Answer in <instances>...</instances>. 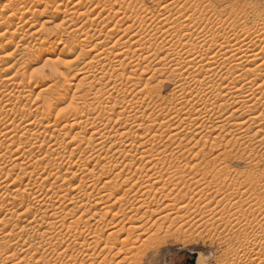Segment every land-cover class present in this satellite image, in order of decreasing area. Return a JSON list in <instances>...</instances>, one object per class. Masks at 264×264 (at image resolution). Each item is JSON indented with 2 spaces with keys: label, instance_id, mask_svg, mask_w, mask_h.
<instances>
[{
  "label": "rangeland",
  "instance_id": "obj_1",
  "mask_svg": "<svg viewBox=\"0 0 264 264\" xmlns=\"http://www.w3.org/2000/svg\"><path fill=\"white\" fill-rule=\"evenodd\" d=\"M166 1L0 0V120L7 126L0 125V144H4L0 145V264H192L187 252L196 254L195 264H264V105L260 106L258 100L264 94V70L258 68L264 63V57L256 64L249 60L253 59L257 48L264 51L261 42L264 41V0H169L164 12ZM111 9L126 12L122 17L128 18V25L120 22L122 17L108 16ZM136 12H142V21L132 23L134 28L130 32H123L129 22L134 21ZM164 14L170 15L172 22L162 27L159 20ZM86 16L90 22H85ZM113 28L116 32L110 37L111 41L107 39L110 42L106 50L111 51L107 53V60L95 62L90 58L94 52L89 50L105 49L106 33ZM152 29L168 32L163 38L175 33L176 36L190 35L191 38L183 39L182 43L186 49H191L193 44L194 51L191 50L202 60L194 59L193 63L187 58L191 64L184 67L183 60H178L176 55L183 53L180 45L174 42L170 43L171 47H163L161 38L154 41L152 34L146 36L145 32ZM74 32L79 37L74 36ZM211 34L219 37L217 41H212ZM135 37L142 42H153L154 48L149 52L138 50L132 44L137 41ZM245 37L250 41H244ZM227 39L232 41L227 42ZM199 41L204 43L203 49L194 44ZM246 42L251 43L252 48ZM49 44L58 47L54 54L48 50ZM240 45V51L247 53L235 54L234 49ZM124 46L129 52L122 57L118 50ZM158 46L161 55L154 52ZM212 46H223L219 49L227 50L218 52L219 49ZM83 52L88 55L83 56ZM139 55L147 62L134 61ZM231 55L236 59L241 56L236 61ZM210 56H214L213 59ZM241 57L252 64L245 59L243 63ZM51 58L53 65L57 58L64 65L56 62L59 66H52ZM229 59L234 61L233 66ZM45 61L50 63L51 70L45 66ZM11 64L15 65L12 69ZM240 70L246 75L253 70L255 74L250 72L246 76ZM105 73L111 77L98 79L103 74L106 76ZM11 75H17L13 77L16 80L13 85L6 82ZM21 83L27 86L22 95L18 94L20 89H16ZM236 89L245 93L237 96L240 91L237 93ZM18 95L21 98H17ZM205 100L211 101L204 103ZM43 105L50 107L45 114ZM202 107L222 119L200 118ZM243 110L256 112L258 119L246 122L248 119L240 116L246 117ZM191 111L193 114H189ZM186 118L188 120H184ZM50 126L57 127L53 132H44V128ZM202 126L206 128L203 130ZM7 131H12L11 135L19 133V140L13 145L9 136L4 137ZM15 163L23 165L28 172H22L20 165L16 168ZM33 169L38 172L35 177L38 182H32V186L27 177ZM151 183L154 184L152 192L145 189ZM61 185L70 191H60ZM36 195L53 197L54 207L46 210L44 206H40L41 209L34 205L32 200ZM135 197L141 200L135 201ZM140 205L143 207L137 211ZM105 212L108 215H104ZM112 214L117 217L113 219ZM129 218L138 220L130 222ZM74 220L79 222L73 224ZM138 226L141 229L135 230L139 232L132 231L129 237L130 227ZM111 232L117 235L108 238ZM98 233L102 240L96 247L91 239ZM138 235H142L141 239L150 237L147 242L150 245L147 244L136 261L134 250L127 252L139 245ZM113 237L118 238L117 243ZM105 243L113 249L105 250L108 246ZM121 248L123 251L118 253ZM103 249L105 252L101 251Z\"/></svg>",
  "mask_w": 264,
  "mask_h": 264
},
{
  "label": "bare ground",
  "instance_id": "obj_2",
  "mask_svg": "<svg viewBox=\"0 0 264 264\" xmlns=\"http://www.w3.org/2000/svg\"><path fill=\"white\" fill-rule=\"evenodd\" d=\"M165 1H166V0H165ZM169 2H170L169 0H167L166 2H164V3H165L164 7H165V6L168 7L167 4L169 5V4H170ZM166 7H165L164 12L167 11V9H168V8H166ZM171 7H172V6H171ZM81 9H82V8H81ZM119 9H120V8H119ZM121 10H122V9H121ZM121 10H113V9H111L112 12H111L110 10H108V11L110 12V13H108V16H109V15H112L113 17L115 16V18H120V17H122V13H123V12L121 13ZM131 10H133V9H131ZM135 10H136V9H135ZM139 10H140V9H139ZM137 11H138V10H137ZM140 11H141V10H140ZM85 12H88V11H85ZM74 13H75V12H74ZM124 13H126V12H124ZM124 13H123V14H124ZM132 13H133V15H134V11H133ZM143 13H144V11H143ZM85 14H86V13H85ZM103 14H104V13H103ZM146 14H147V13H146ZM146 14H144V15H146ZM148 14H149V13H148ZM148 14H147V15H148ZM99 15H101V13H99ZM141 15H142V12H141V14L138 13V12H136V13H135V17H134V18H135L134 21H133V22H129L130 25H129V26H126L125 29H123L122 31L124 32V31L126 30V32H127V30H128V32H130L129 30H131L132 28H134V27L132 26V23H134V22H141V21H142L141 19L143 18V16H141ZM161 15H162V14H159V16H161ZM168 15H169V14H168ZM82 16H83V15H82ZM106 16H107V15H106ZM152 16H153V15H152ZM165 16H166V15L164 14L163 18H162L161 20H159V23H160L161 25H163L162 27H165L166 25H170V21L172 22V20H171V16H170V15H169L170 17H169V16H168V17H167V16L165 17ZM173 16H174V15H173ZM68 17H69V16H68ZM144 17L146 18V16H144ZM154 17H155V16H154ZM156 17H157V16H156ZM156 17H155V18H156ZM71 18H72V17H71ZM96 18H97V17H96ZM131 18H132V17H131ZM149 18H151V17L149 16ZM69 19H70V17H69ZM69 19H67V20H69ZM102 19H103V18H102ZM105 19H107V18H105ZM108 19H109V18H108ZM108 19H107V20H108ZM146 20H147V19H146ZM151 20H154L153 17L151 18ZM155 20H156V19H155ZM86 21H89V22H90V20H89V16H86V20H85V22H86ZM91 21H92V20H91ZM105 21H106V20H105ZM147 21H148V20H147ZM183 21H184V20H183ZM89 22H88V23H89ZM94 22H95V20H94ZM120 22H124V23L126 22V23H127V22H128V18H126L125 15H124V17L121 18V21H120ZM184 22H185V21H184ZM184 22H183V23H184ZM118 23H119V22H118ZM82 24H83V23H82ZM143 24H144V23H143ZM13 25H14V24H13ZM86 25H87V24H86ZM86 25L83 24V26H86ZM92 25H93V24H92ZM105 25H106V24H105ZM124 25H125V24H124ZM127 25H128V23H127ZM180 25L182 26V24H180ZM180 25H179V26H180ZM14 26H15V25H14ZM93 26H94V25H93ZM122 26H123V24H122ZM181 26H180V27H181ZM185 26H186V25H185ZM188 26H189V25H188ZM123 27H124V26H123ZM168 27H169V26H168ZM176 27H177V26H176ZM182 27H184V25H183ZM78 28H81V27H78ZM120 28H121V27H120ZM160 28H161V27H160ZM169 28H170V27H169ZM185 28H186V27H185ZM79 30H80V29H79ZM91 30H92V29H91ZM118 30H120V29H118ZM160 30H161V29H160ZM177 30H178V28H177ZM180 30H181V28H180ZM187 30H188V29H187ZM122 31H120V33H121ZM163 31H164V30H163ZM35 32H36V31H35ZM35 32H33V33H35ZM76 32H77V31H76ZM76 32L73 33L74 36L79 37V36L77 35L78 32H77V33H76ZM114 32H116V28H113L112 30L109 29V31H107L106 36H105V37H106V38H105L106 40H105V39H103V40H105V41L102 40L105 49L101 50L102 47H97V48H100L98 51H90V50H89V52H91V53L94 52L93 55H92V57H90V58L93 59L95 62L97 61L98 63H101V62H104V61L107 60V57H108V56H107V53H108L109 50L107 51V50H106V47L108 46L107 43L111 41L110 37L113 35ZM118 32H119V31H118ZM132 32H133V31H132ZM171 32H172V31H171ZM171 32H170V33H171ZM136 33H137V32H136ZM167 33H168V32L162 33V32H160L158 29H156V30H155V29H152L151 31L149 30V31H146V32H145L146 36H148V34H152V35L155 37V38H154V37L151 36L152 38H154V41H155V40H158L159 38H161V39H162V45H163V47H166V48H167L168 45L170 46V43H174V42H175V43H178V44L180 45L181 50H182L183 53H181V54H180V53H177V54L175 53V54L178 55V57H179L178 60H183L182 65H183L184 67L186 66V64L188 65V63H190V62H189L190 60H192L193 63H195V62H194V59H197V60L200 59V60H202V58L199 57V55L196 56V51L193 52V51H194L193 44L191 45V46H192L191 49L193 50V51H192L191 49H186L185 45H183V43H182V42H183V41H182L183 39H185V38L188 39L189 37L191 38L190 35H189V36H176V35H178V34L175 33V35H173V36H170V35H169V36H165V37L163 38V36H164V35H167ZM178 33H179V32H178ZM37 34H38V33H37ZM86 34H90V33H86ZM124 34H125V33H123V35H124ZM145 34H143V35H145ZM31 35H32V34H31ZM31 35H29V36H31ZM92 35H94V33H93ZM114 35H115V34H114ZM126 35H127V34H126ZM133 35H134V34H133ZM138 35H139V33H138ZM140 35H141V33H140ZM140 35H139V36H140ZM143 35H142V36H143ZM184 35H185V34H184ZM34 36H35V34L33 35V37H34ZM131 36H132V35H131ZM134 36H136V35H134ZM134 36H132V37H134ZM142 36H141V38H142ZM146 36H145V37H146ZM202 36H203V35H202ZM3 37H4V36H3ZM37 37H38V36H37ZM124 37H125V36H124ZM132 37H131V38H132ZM145 37L143 36V38H145ZM197 37H198V36H197ZM199 37H200V36H199ZM199 37H198V38H199ZM204 37H205V36H204ZM256 37H257V36H256ZM31 38H32V37H31ZM86 38H87V37H86ZM119 38H123V37H119ZM148 38H150V37H148ZM190 38H189V39H190ZM198 38H197V39H198ZM211 38H212V41H215V40H216L217 38H219V37H218L217 35H215V34H211ZM254 38H255V37H254ZM257 38H261V37H257ZM35 39L37 40V38H33V40H35ZM48 39H49V38H48ZM74 39H77V38H74ZM95 39H96V38H95ZM107 39H110V41L107 42ZM113 39H114V38H113ZM135 39H136L137 41H135L134 43H132V42H131V43H132L133 45H135L136 48H137L138 50L141 49V50H143V52H145V51L149 52L152 48H154V44H153V42H152V43H151V42H148V40L146 41L145 39H144V40H145L146 42H145V41L142 42L141 39L138 40L136 37H135ZM146 39H147V38H146ZM202 39H203V38H202ZM255 39H256V38H255ZM263 39H264V38L262 37V40H263ZM36 40H35V41H36ZM77 40H78V39H77ZM99 40H100V39H99ZM118 40H119V39H118ZM185 40H186V39H185ZM194 40H196V39H194ZM205 40H206V39H205ZM240 40H241V39H240ZM243 40H244V41H248V40L250 41V38H249V37H245ZM256 40H258V39H256ZM75 41H76V40H75ZM78 41H79V40H78ZM83 41H84V43H87V42H85L86 40H83ZM102 41H101V42H102ZM150 41H152V40H150ZM191 41H193V40H191ZM206 41H207V40H206ZM216 41H217V40H216ZM224 41H225V40H224ZM226 41L228 42L229 39H227ZM226 41H225V42H226ZM230 41H232V40H230ZM230 41H229V42H230ZM244 41H243V42H244ZM258 41H261V40L259 39ZM52 42H53V41H52ZM71 42L73 43V40H72ZM97 42H98V41H97ZM116 42H117V41H116ZM129 42H130V41H129ZM144 42H145V43H144ZM188 42H189V41H188ZM193 42H194V41H193ZM208 42H209V41H208ZM208 42H207V43H208ZM210 42H211V41H210ZM220 42H221V41H220ZM227 42H226V43H227ZM253 42H254V41H253ZM261 42H263V44H264V41H261ZM29 43H30V42H29ZM38 43H39V42H38ZM50 43H51V42H50ZM54 43H55V42H54ZM72 43H70V44H72ZM76 43H77V42H76ZM117 43H118V42H117ZM119 43H120V42H119ZM150 43H151V44H150ZM184 43H185V42H184ZM191 43H192V42H191ZM191 43H190V44H191ZM200 43H201V41H199V43L197 42V43H194V44H199L200 47H201V46H204V43H203V42H202L203 45L200 44ZM226 43H225V44H226ZM236 43H237V42H236ZM39 44H40V43H39ZM39 44H37V45H39ZM56 44H57V43H56ZM81 44H82V43H81ZM95 44H96V43H95ZM132 44H131V45H132ZM210 44H211V43H210ZM212 44H213V43H212ZM212 44H211V45H212ZM214 44H215V43H214ZM218 44H219V43H218ZM220 44H221V43H220ZM239 44H240V43H239ZM246 44H247V42H246ZM249 44H251V43H249ZM249 44H247V45L249 46ZM29 45H31V44H29ZM76 45H77V44H76ZM82 45H83V44H82ZM84 45H85V44H84ZM112 45H113V43L111 44V47H112ZM115 45H117V44H115ZM115 45H114V46H115ZM162 45H161V46H162ZM222 45H223V44H222ZM241 45H242V42H241ZM241 45H240V48H237V47H236L237 49H234V48H233L235 51L237 50L235 54H238V52H243V53H244L245 50L242 49V51H240V50H241ZM247 45H246V46H247ZM256 45H257V44H256ZM33 46H34V45H33ZM77 46H78V45H77ZM101 46H103V45L101 44ZM118 46H119V45H118ZM174 46H175V45H174ZM209 46H210V45H209ZM209 46H208V47H209ZM244 46H245V45H244ZM248 46H247V47H248ZM252 46H253V44H252ZM26 47H27V46H26ZM70 47H71V46H70ZM111 47L109 46V48H111ZM170 47H171V46H170ZM170 47H169V48H170ZM187 47H188V45H187ZM189 47H190V46H189ZM189 47H188V48H189ZM204 47H205V46H204ZM212 47H213V46H212ZM212 47H211V48H212ZM219 47H223V46H217V47H213V48H215V49H219ZM227 47H228V46H227ZM227 47H226V48H227ZM231 47H232V46H231ZM242 47H243V46H242ZM249 47H251V45H250ZM258 47H259V48L261 47L260 44H259ZM30 48H31V47H30ZM56 48L58 49V47H56ZM56 48L52 47V45L49 44L48 50L51 51V52H53L52 54H54ZM71 48H73V47H71ZM77 48H78V47H77ZM94 48H95L94 50H97L96 47H94ZM114 48L117 49V46L114 47ZM118 48H119V47H118ZM173 48H174V47H173ZM201 48H202V47H201ZM201 48H200V49H201ZM209 48H210V47H209ZM209 48H208V49H209ZM224 48H225V47H224ZM224 48H223V49H224ZM251 48H252V47H251ZM253 48H254V47H253ZM255 48H257V47H255ZM26 49H29V47H27ZM107 49H108V48H107ZM120 49H121V47H120ZM202 49H203V48H202ZM220 49H221V48H220ZM220 49H219L218 52H220ZM223 49H221V50H223ZM233 49H232V50H233ZM246 49H248V48H246ZM23 50H24V49H23ZM30 50H31V49H30ZM61 50H62V49H61ZM91 50H93V49H91ZM111 50H112V49H111ZM128 50H129V49H128V48L126 49V47L124 46L122 50H118V51H121V52H118V53H119L120 56L123 57V55L127 54V51H128ZM131 50H132V49H131ZM211 50H212V49H211ZM224 50H227V49H224ZM230 50H231V49H230ZM250 50H251V49L249 48L248 51H250ZM252 50H256V49H252ZM262 50H263V47H262ZM162 51H165V50L163 49ZM204 51H205V52H206V51L208 52L209 50H204ZM204 51H202V52L204 53ZM228 51H229V50H228ZM57 52H58V51H57ZM109 52H111V51H109ZM128 52H129V51H128ZM143 52H142V53H143ZM154 52H155V54H156V53H159V54H160V53H161V47L158 46L157 48H155V49H154ZM177 52H178V51H177ZM179 52H180V51H179ZM197 52H198V50H197ZM210 52H211V51H210ZM221 52H222V51H221ZM253 52H254V51H253ZM253 52H252V54H253ZM30 53H31V52H30ZM80 53H81V52H80ZM80 53H79V54H80ZM85 53H86V52H85ZM227 53H228V52H227ZM231 53H232V52H231ZM245 53H247V52H245ZM245 53H244V54H245ZM249 53H250V52H249ZM254 53H255V52H254ZM28 54H29V51H28ZM83 54H84V52H83ZM83 54H82V55H83ZM109 54H110V53H109ZM162 54H164V53H162ZM170 54H171V53H170ZM199 54H200V52H199ZM201 54H202V53H201ZM216 54H217V52H216ZM216 54H214V55H216ZM239 54H240V53H239ZM252 54H250V55H252ZM86 55H88V54H84L83 56H86ZM110 55H111V54H110ZM110 55H109V56H110ZM119 55H118V58L120 57ZM147 55H149V54H147ZM160 55H161V54H160ZM233 55H234V51H233ZM233 55H231V56H232L233 58H235ZM90 56H91V55H90ZM139 56H140V55H139ZM194 56H196V57H194ZM200 56H203V55H200ZM207 56H208V55H206V57H207ZM231 56H230V57H231ZM239 56H241V55H239ZM239 56H238V57H239ZM246 56H247V59H248L249 56H248V55H246ZM80 57H81V56H80ZM144 57H145V56H144ZM167 57H168V56H167ZM203 57H204V56H203ZM208 57H209V56H208ZM210 57H211V56H210ZM213 57H214V56H213ZM213 57H211V58L213 59ZM215 57H216V56H215ZM232 57H231V58H232ZM238 57H237V59H238ZM242 57H244V56H242ZM242 57H241V58H242ZM263 57H264V51H261V50L258 51V48H257V52L254 54L253 59L251 58V59H249V60H251L252 63H255V62L257 63V61L261 60ZM83 58H84V57H83ZM88 58H89V57H88ZM147 58H148V57H147ZM187 58H188V59L191 58V59H190L189 61H186ZM211 58H210V59H211ZM216 58H218V57H216ZM228 58H229V57H228ZM47 59H48V58H47ZM47 59H46V60H47ZM57 59H58V58H57ZM57 59H56V61L54 62V63H55L54 65H56V66L53 65V62L51 61L52 58L50 59V62L52 63L51 65L54 66V67H56V68H57V66L62 65V64L59 63V61H57ZM91 59H90V60H91ZM145 59H146V58H141V56H140V57H137V59H135L134 61H138V62H139V61H142V63H143V61H146ZM204 59H205V58H204ZM210 59H209V60H210ZM220 59H221V58H220ZM220 59H216V60H220ZM237 59L235 58L236 61H237ZM243 59H245V58H242V62L244 63ZM247 59H245V60H246L247 62H249ZM48 60H49V59H48ZM114 60H115V59H114ZM200 60H199V62H200ZM226 60H228V59H226ZM229 60H230L231 62H233V64H232V66H233V65L235 64L234 61H232L231 59H229ZM238 60H239V59H238ZM60 61H61V59H60ZM115 61H117V59H116ZM122 61H123V60H122ZM134 61H133V62H134ZM152 61H153V60H152ZM195 61H196V60H195ZM210 61H211V60H210ZM213 61H215V60H213ZM222 61H223V60H222ZM224 61H225V60H224ZM246 61H245V62H246ZM56 62H57L59 65H57ZM62 62L67 64V62H65V61H62ZM110 62H111V61H110ZM110 62H109V63H110ZM146 62H147V61H146ZM159 62H160V61H159ZM216 62H217V61H216ZM220 62H221V61H220ZM231 62H230V63H231ZM242 62H241V64H242ZM251 62H249V63H251ZM115 63H116V62H115ZM119 63H120V62H119ZM196 63H197V62H196ZM212 63H213V62H212ZM212 63H211L210 65H212ZM226 63L228 64L229 62L227 61ZM239 63H240V62H239ZM239 63H238V64H239ZM252 63H251V64H252ZM256 63H255V64H256ZM48 64H50V63H49V62L47 63V61H45V66L47 65L48 69L51 70V65H50V68H49V65H48ZM85 64H86V63H85ZM85 64H84V65H85ZM110 64H112V63H110ZM178 64L180 65V62H179ZM190 64H191V63H190ZM213 64H216V63H213ZM221 64H222V63H221ZM224 64H225V63H224ZM238 64H236V66H237ZM255 64H254V65H255ZM63 65H64V64H63ZM63 65H62V66H63ZM182 65H181V66H182ZM210 65H209V66H210ZM217 65H218V64H217ZM239 65H240V64H239ZM239 65H238V66H239ZM14 66H15L14 64H11V65H10V68L12 69V68H14ZM65 66H66V65H65ZM86 66H87V65H86ZM110 66H111V65H110ZM112 66H113V64H112ZM112 66H111V68H112ZM131 66H132V65H131ZM193 66H194V65H193ZM197 66H198V65H197ZM201 66H202V65H200V67H201ZM209 66H208V67H209ZM218 66H220V65H218ZM240 66H241V65H240ZM47 67H46V68H47ZM81 67H82V66H81ZM84 67H85V66H84ZM90 67H92V66H90ZM148 67H149V66H148ZM204 67H205V66H204ZM206 67H207V66H206ZM214 67H216V66L214 65ZM220 67H221V66H220ZM229 67H230V66H229ZM229 67H228V68H229ZM92 68H93V67H92ZM92 68H91V69H92ZM176 68H177V67H176ZM192 68H193V67H192ZM197 68H198V67H197ZM222 68H223V67H221L220 69L222 70ZM228 68H227V69H228ZM235 68H236V67H235ZM255 68H256V67H255ZM258 68H261V70H264V63L262 62L261 64H259V67H258ZM258 68H257V69H258ZM54 69H55V68H54ZM54 69H53V71H55ZM84 69H85V68H84ZM94 69H95V68H94ZM109 69H110V68H109ZM147 69H148V68H147ZM213 69H214V68H213ZM215 69H217V68H215ZM227 69H226V71H227ZM248 69H249V68H248ZM257 69H255V70H257ZM57 70H58V69H56V71H57ZM87 70H88V69H87ZM121 70H122V69H121ZM187 70H189V69H187ZM195 70H197V69H195ZM201 70H202V69H201ZM201 70H200V71H201ZM203 70H204V69H203ZM259 70H260V69H259ZM53 71H52V72H53ZM80 71H81V70H80ZM118 71H119V70H118ZM205 71H206V69H205ZM207 71H208V70H207ZM209 71H210V70H209ZM240 71H241V70H240ZM252 71H253V70H252ZM252 71H250V72H252ZM11 72H12V71H11ZM92 72H94V71H92ZM104 72H105V71H104ZM174 72H175V71H174ZM197 72H198V71H197ZM201 72H202V71H201ZM201 72H199V73H201ZM203 72H204V71H203ZM203 72H202V73H203ZM211 72H212V71H211ZM241 72H242V71H241ZM244 72H245V69H244ZM244 72H242V73H243L244 75H246V73H244ZM250 72H249V73H250ZM262 72H263V71H262ZM16 73H17V72H16ZM16 73H13V74H16ZM50 73H51V72H50ZM89 73H90V72H89ZM102 73H103V72H102ZM199 73H198V74H199ZM206 73H207V72H206ZM206 73H204V74H206ZM226 73H228V72H226ZM226 73H225V74H226ZM237 73H238V72H237ZM247 73H248V72H247ZM249 73H248V75H246V76H249ZM252 73H253V72H252ZM252 73H251V75L253 76V74H255V73H253V74H252ZM60 74H62V73H60ZM171 74H172V73H171ZM240 74H241V73H240ZM21 75H22V74H21ZM64 75H65V74H64ZM92 75H93V74H92ZM96 75H97V74H96ZM100 75H101V74H100ZM103 75H104V74H103ZM103 75H101V77L98 78V79H105V78H107V77H111V76H108V73H105L106 76H103ZM110 75H111V74H110ZM112 75H113V74H112ZM200 75H203V74H200ZM206 75H207V74H206ZM251 75H250V76H251ZM16 76H17V75H13V76L11 75L10 77H8V78L6 79V82H7L8 84L11 83L12 85L15 84V83H13V81H14V82L16 81V80L14 79ZM53 76H54V75H53ZM87 76H88V75H87ZM187 76H188V75H187ZM192 76H193V75H192ZM209 76H210V74H209ZM209 76H208V77H209ZM246 76H244V77H246ZM252 76H251V77H252ZM254 76H258V75H254ZM13 77H14V78H13ZM95 77H96V76H95ZM193 77H195V75H194ZM240 77H241V76H240ZM12 78H13V79H12ZM17 78H19V77H17ZM20 78L23 79L24 77L22 76V77H20ZM45 78H46V77H45ZM86 78H87V77H86ZM241 78H243V77H241ZM22 79H21V80H22ZM93 79H94V78H93ZM109 79H111V78H109ZM133 79H134V78H133ZM133 79H132V80H133ZM248 79H250V78H248ZM17 80H18V79H17ZM87 80H88V79H87ZM94 80H95V79H94ZM121 80H122V79H121ZM138 80H139V79H138ZM184 80H185V79H184ZM191 80H193V79H191ZM195 80H196V79H195ZM245 80H246V79H245ZM245 80H244V81H245ZM85 81H86V79H85ZM97 81H98V80H97ZM107 81H108V80H107ZM113 81H114V80H113ZM224 81H225V80H224ZM224 81H223V82H224ZM235 81H236V80H235ZM239 81H240V80H239ZM92 82H93V81H92ZM183 82H184V81H183ZM195 82H196V81H195ZM210 82L213 83L212 81H210ZM3 83H4V82H3ZM55 83L57 84L58 82H55ZM159 83H160V82H159ZM203 83H204V82H203ZM211 83H210V84H211ZM220 83H221V82H220ZM239 83H240V82H239ZM244 83H245V82H244ZM261 83H262V81H261ZM18 84H20V83H18ZM18 84H17V86H16V89H17V90L20 89V90L18 91V94L20 93V95H22L21 92H24V90L27 88V86H26V85H25L26 87L22 86L23 83H21V86H19ZM24 84H25V83H24ZM24 84H23V85H24ZM98 84H99V83H98ZM126 84H127V83H126ZM185 84H186V83H185ZM188 84H189V83H188ZM208 84H209V83H208ZM210 84H209V85H210ZM247 84H248V82H247ZM57 85H58V84H57ZM84 85H85V84H84ZM211 85H212V84H211ZM219 85H222V84H219ZM243 85H244V84H243ZM18 86H19V87H18ZM215 86H216V85H215ZM245 86H246V85H245ZM245 86H243V87H245ZM249 86H250V85H249ZM251 86H252V85H251ZM116 87H117V85H116ZM201 87H202V86H201ZM252 87H253V86H252ZM252 87H251V88H252ZM217 88H218V87H217ZM222 88H223V87H221V89H222ZM227 88H228V87H227ZM240 88H241V87H240ZM247 88H248V87H247ZM255 88H256V87H255ZM255 88H254V89H255ZM181 89H182V88H181ZM186 89H187V88H186ZM252 89H253V88H252ZM215 90H216V89H215ZM228 90H230V89H227V91H228ZM232 90H233V89H232ZM232 90H231V91H232ZM241 90H243V88H242ZM245 90H246V89H245ZM248 90H249V89H248ZM100 91H101V90H100ZM140 91H141V90H140ZM221 91H222V90H221ZM231 91H230V92H231ZM235 91H237V89H236ZM239 91H240V90H238L237 93H238ZM196 92H197V91H196ZM206 92H207V91H206ZM211 92H212V91H211ZM222 92H223V91H222ZM241 92H242V93H241ZM246 92H247V91H246ZM248 92H249V91H248ZM99 93H101V92H99ZM224 93H225V92H224ZM231 93H232V92H231ZM233 93H234V92H233ZM244 93H245V92L240 91V92L237 94V96H238L239 94L242 95V94H244ZM8 94H9V93H8ZM23 94H24V93H23ZM102 94H104V93H102ZM206 94H207V93H206ZM225 94L227 95V93H225ZM225 94H222L223 97L226 96ZM228 94H229V92H228ZM234 94H235V93H234ZM234 94H233V96H234ZM20 95H18L17 98H19ZM211 95H212V94H210V97H211ZM215 95L217 96V95H219V94L217 93V94H215ZM241 95H240V96H241ZM246 95H247V94H246ZM246 95H245V96H246ZM253 95H254V94H253ZM230 96H231V94H230ZM243 96H244V95H243ZM247 96H250V95H247ZM263 96H264V94H263ZM263 96H262L261 98H259V99L257 98L258 100H260V104H261L260 106H263V105H264V97H263ZM221 97H222V96H221ZM231 97H232V96H231ZM15 98H16V97H15ZM15 98H14V99H15ZM17 98H16V99H17ZM20 98H21V96H20ZM22 98H23V96H22ZM215 98H217V97H215ZM215 98H214V99H215ZM224 98H225V97H224ZM228 98H230V97H228ZM233 98H234V97H232V100H233ZM220 99H221V101H222V98H220ZM220 99H219V100H220ZM225 99H226V98H225ZM237 99H240V98H237ZM20 100H21V99H20ZM20 100H19V101H20ZM219 100H218V103L220 102ZM232 100H231V99H230V100L228 99V102H229V101L232 102ZM234 100H235V99H234ZM241 100H243V99H241ZM210 101H211V100H209V102H210ZM213 101H214V100H213ZM223 101H224V100H223ZM206 102H208V100H205V101H204V103H206ZM209 102H208V103H209ZM231 102H230V105H229V106H232V105H231ZM236 102H237V100H236ZM255 102H256V101H255ZM257 102H258V101H257ZM224 103H225L226 105H228L226 102H224ZM119 104H120V103H119ZM210 104H211V103H210ZM212 104H215V103L212 102ZM212 104H211V105H212ZM216 104H217V101H216ZM225 104H223L224 107H226ZM238 104H240V103H238ZM201 105H202V104H201ZM205 105H207V104H205ZM211 105H210V107H211ZM219 105H220V104H219ZM235 105H236V103H235L233 106H235ZM196 106H197V105H196ZM207 106H208V105H207ZM215 106H216V105H215ZM217 106H218V105H217ZM220 106H221V105H220ZM220 106H219V107H220ZM237 106H238V105H237ZM43 107H44V105H43ZM219 107H218V108H219ZM221 107H222V106H221ZM227 107H228V106H227ZM227 107H226V108H227ZM199 108H200V107H199ZM215 108H216V107H215ZM226 108H225V109H226ZM239 108L241 109V107H239ZM257 108H258V106H257ZM36 109H37V108H36ZM44 109H45V111L43 112V114H45V112L48 111V109H50V107H46V108L44 107ZM77 109H78V108H77ZM178 109L181 110L180 108H178ZM178 109H177V110H178ZM194 109H195V107H194ZM237 109H238V108H237ZM243 109H244V108H243ZM254 109H255V108H254ZM42 110H43V109H42ZM75 110H76V109H75ZM191 110L193 111V108H192ZM198 110H199V109H198ZM200 110H203V111L200 112V113H201L200 118L203 116V118H204V117H209L208 120H211V119H213V118H215V119H222L221 117H220V118H218V116L216 117L214 114H210V111H208V109H207L206 107H205V108L202 107V109H200ZM209 110H211V109H209ZM217 110H218V109H217ZM245 110H247V109H245ZM245 110H243L244 113H245V112L247 113V111H245ZM260 110H262V109H260ZM188 111H189V110H188ZM188 111H185V112H188ZM192 111H191V113H189V114H193ZM196 111H197V110H196ZM212 111H213V109H212ZM218 111H219V110H218ZM218 111H217V112H218ZM222 111H223V110H222ZM248 111H249V110H248ZM250 111H251V110H250ZM254 111H255V110H254ZM177 112H178V111H177ZM179 112H180V111H179ZM181 112H182V111H181ZM193 112H194V111H193ZM197 112H198V111H197ZM197 112H196V113L194 112V113L197 114ZM200 113H199V114H200ZM212 113H213V112H212ZM214 113H215V112H214ZM255 113H256V112H255ZM255 113H254V112H248L247 115L245 114L246 117H244L243 114L240 115V116H242L243 118H247L248 120H245V121L248 122L249 120H257V119H258L259 115L257 116ZM182 114H185V113H182ZM189 114H187V116H189ZM222 114H223V113H222ZM222 114H219V116L222 115ZM236 114H237V113H236ZM257 114H259V113H257ZM260 114H261V113H260ZM176 115H177V113H176L175 115H173V116H176ZM230 115H231V114H230ZM190 116H191V115H190ZM226 116H227V115H226ZM226 116H225V114H224V117H226ZM238 116H239V115H238ZM240 116H239V117H240ZM263 116H264V115H263ZM43 117H44V116H42V118H43ZM194 117H195V116H194ZM197 117H198V116H197ZM232 117H233V116H232ZM261 117H262V116H261ZM1 118H2V117H1ZM47 118H49V117H46V119H47ZM76 118H77V117H76ZM129 118H131V117L129 116ZM132 118H133V117H132ZM173 118H174V117H173ZM192 118H193V117H192ZM237 118H238V117H237ZM243 118H242V119H243ZM44 119H45V117H44ZM74 119H75V118H74ZM171 119H172V117H171ZM189 119H191V117H190ZM196 119H197V118H196ZM215 119H213V120H215ZM234 119H235V117H234ZM239 119H240V118H239ZM261 119H262V118H261ZM261 119H260V120H261ZM33 120H34V119H33ZM128 120H129V119H128ZM178 120H179V118H178ZM184 120H188V119L186 118V119H184ZM184 120H182V121H184ZM198 120H199V119H198ZM230 120H231V119H230ZM263 120H264V117H263ZM43 121H44V120H43ZM85 121H86V120H85ZM200 121H201V120H200ZM200 121H199V122H200ZM203 121H204V120H202L201 123H203ZM31 122H32V121H31ZM57 122L59 123L60 120H58ZM80 122H81V121H80ZM169 122H170V121H169ZM176 122H178V121H176ZM204 122H206V121H204ZM246 122H243L242 124H244V123H246ZM257 122H258V121H257ZM257 122H256V123H257ZM23 123H24V122H23ZM54 123H56V122H54ZM82 123L84 124V122H82ZM91 123H92V122H91ZM29 124H30V123H29ZM33 124H34V123H33ZM74 124H75V123H74ZM85 124H88V123H85ZM89 124H90V123H89ZM160 124H161V123H160ZM213 124H214V123H213ZM216 124H217V123H216ZM0 125H1V126H2V125H3V126H4V125L6 126V124L2 123L1 120H0ZM55 125H57V124H55ZM72 125H73V123H72ZM201 125H202V124H201ZM244 125H245V124H244ZM244 125H242V126H244ZM257 125H258V124H257ZM5 126H4V128H5ZM57 126H58V125H57ZM57 126H54V128L50 126L49 129H48V128H47L48 125H47V127L44 128V132H47V133L50 132V131L53 132V131H55V129H56L55 127H57ZM81 126H83V125L81 124ZM81 126H79V128H80ZM93 126H94V125H93ZM138 126H139V125H138ZM142 126H143V125H142ZM170 126H171V125H170ZM204 126H205V125H204ZM14 127H15V126H14ZM73 127H75V125H74ZM73 127H72L71 129H73ZM83 127H85V126H83ZM160 127H161V126H160ZM163 127H164V126H163ZM202 127H203V126H202ZM219 127H221V126H219ZM223 127H224V126H223ZM223 127H222V128H223ZM6 128H7V126H6ZM12 128H13V126H12ZM12 128H11V129H12ZM132 128H133V127H132ZM137 128H138V127H136L135 129L137 130ZM200 128H201V127H200ZM205 128H206V127H205ZM205 128L203 127V130H204ZM241 128H242V127H241ZM263 128H264V127H263ZM77 129H78V128H77ZM80 129H82V128H80ZM142 129H144V128H142ZM146 129H147V127H146ZM146 129H145V131H146ZM207 129H208V128H207ZM16 130H18V129H16ZM83 130H84V128H83ZM86 130H87V129H86ZM118 130H119V129H118ZM173 130H175V128H174ZM208 130H209V129H208ZM212 130H214V129H212ZM218 130H219V129H218ZM225 130H226V129H225ZM235 130H236V129H235ZM12 131H13V130H12ZM12 131H7V132H6V136H4V137L9 136V138H10V143L13 145V144L16 142V140L18 139V134H19V133H18V132H17V133L15 132L16 134L13 133V135H11V132H12ZM131 131H132V130H131ZM148 131H150V130H148ZM214 131H215V130H214ZM13 132H14V131H13ZM20 132H21V131H20ZM199 132L201 133L202 131H199ZM241 132H242V131H241ZM259 132L261 133V131H259ZM22 133H23V132H22ZM41 133H42V132H41ZM41 133H40V134H41ZM262 133H263V132H262ZM98 134H99V133H98ZM263 134H264V133H263ZM23 135H24V134H23ZM25 135H26V134H25ZM75 135H76V134H75ZM96 135H97V134H96ZM217 135H219V133H218ZM1 136H2V135H1ZM31 136H32V135H31ZM40 136H41V135H40ZM173 136H174V135H173ZM215 136H216V135H215ZM24 137H25V136H24ZM32 137H33V136H32ZM99 137H100V135H99ZM171 137H172V136H171ZM176 137H177V136H176ZM217 137H218V136H217ZM232 137H233V135H232ZM238 137H239V136H238ZM251 137H252V136H251ZM38 138H39V137H38ZM215 138H216V137H215ZM28 139H29V138H28ZM35 139H36V138H35ZM249 139H250V138H249ZM3 140H4V139H3ZM3 140H2V141H3ZM6 140H7V139H6ZM18 140H19V139H18ZM237 140H238V139H237ZM239 140H240V139H239ZM252 141H253V140H252ZM6 142H7V141H6ZM6 142H3V143H6ZM8 142H9V141H8ZM27 142H28V141H27ZM234 142H235V141H234ZM236 142H237V141H236ZM38 143H39V142H38ZM260 143H261V142H260ZM1 144H2V142H1ZM1 144H0V145H1ZM11 144H10V145H11ZM16 144H17V143H16ZM22 144H23V143H22ZM27 144H29V143H27ZM27 144H26V145H27ZM2 145H4V144H2ZM23 145H25V144H23ZM26 145H25V146H26ZM80 146H81V145H80ZM1 147H2V146H1ZM10 147H11V146H10ZM30 147H31V146H30ZM115 147H116V146H115ZM5 148H6V147H5ZM17 148H18V147H17ZM19 148H20V146H19ZM22 148H24V147H22ZM78 148H79V147H78ZM78 148H77V149H78ZM0 149H1V148H0ZM10 149H12V148H10ZM20 149H21V148H20ZM178 149H179V148H178ZM3 150H4V149H3ZM180 150H181V149H180ZM245 150H246V149H245ZM1 151H2V150H1ZM4 151H5V150H4ZM7 151H8V150H7ZM116 151H117V150H116ZM250 152H251V151H250ZM0 153H1V152H0ZM5 153H6V151H5ZM2 154H3V153H2ZM7 154H8V153H7ZM174 155H175V154H174ZM4 157H5V156H4ZM152 158H153V157H152ZM17 159H18V158H17ZM17 159H15L16 162H17ZM151 160H152V159H151ZM149 162H151V161H149ZM131 163H134V162H131ZM151 163H152V162H151ZM15 165H16V168H18L19 165H20L21 167H19V169H20L22 172H23V171H24V172H28V171H26V168H25L23 165L18 164V163H15ZM54 165H55V164H54ZM52 166H53V165H52ZM19 169H18V170H19ZM35 170H36V169H33L32 172H29L28 177H27L28 180H29V183H31L32 186H33L36 182H38V180H36V178H35L36 175H38V174H37L38 172H35ZM41 174H42V173H41ZM26 175H27V174H26ZM18 177H19V176H18ZM25 177H26V176H25ZM93 177H94V176H93ZM144 177H145V176H144ZM19 178H20V177H19ZM19 178H18V180H20ZM22 178H23V177H22ZM22 178H21V179H22ZM34 178H35V180H34ZM40 178H41V177H40ZM114 178H115V177H114ZM146 178H147V177H146ZM23 179H25V178H23ZM12 181H13V180H12ZM21 181H22V180H21ZM109 181H110V180H109ZM32 182H34V184H32ZM146 182H147V181H146ZM154 182H155V181H154ZM11 183H12V182H11ZM64 183H65V182H64ZM64 183H63V184H64ZM82 183H83V182H82ZM156 183H157V182H156ZM156 183H155V184H156ZM12 184H14V183H12ZM15 184H16V183H15ZM15 184H14V185H15ZM104 184H105V183H104ZM145 185H146V184H145ZM162 185H163V184H162ZM107 186H108V185H107ZM107 186H106V187H107ZM68 187H69V186H68ZM140 188H141V187H140ZM153 188H154V184H152V183H151V185L145 187L146 190L148 189L147 191H151V190L154 191ZM161 188H162V187H161ZM161 188H160V189H161ZM62 189H65V185H61V186L59 187V190H60V191H61ZM69 189H70V188H69ZM69 189L67 188V189H65V190L70 191ZM142 189H144V188H142ZM145 189H144L143 192H145ZM5 190H6V189H5ZM24 190H25V189H24ZM152 191H151V192H152ZM58 192H59V191H58ZM65 192H66V191H65ZM71 192H72V191H71ZM117 192H118V191H117ZM139 192H140V191H139ZM143 192H142V193L140 192V194L142 195ZM67 193H69V192H67ZM148 193H149V192H148ZM148 193L146 194V197H148V196H147ZM38 195H40V194H38ZM45 195H46V194H45ZM113 195H114V194H113ZM124 195H125V194H124ZM137 195H138V194H137ZM137 195H136V196H137ZM141 195H140V196H141ZM150 195H151V194H150ZM154 195H155V193H154ZM40 196H41V195H40ZM40 196H37V195H36V197H33L34 200H32V201H33L34 203H36V204H34V205L39 206V207H40V206H44V207H46V210H47V209H50L51 207H54L53 202H52V199H54L53 197L50 196V198H49V197H45V198L43 197V198H42V197H40ZM59 196H60V195H59ZM90 196H91V195H90ZM90 196H89V197H90ZM125 196H126V195H125ZM134 196H135V195H134ZM57 197H58V196H57ZM62 197H63V196H62ZM62 197H61V198H62ZM144 197H145V195H144ZM40 198H41V199H40ZM139 198H141V197H139ZM139 198L135 197L134 200L136 201V199L138 200ZM149 198H150V197H149ZM59 199H60V198H59ZM88 199H90V198H88ZM98 199H99V198H98ZM142 199H143V198H142ZM147 199H148V198H147ZM22 200H23V199H22ZM91 200H92V199H91ZM139 200H141V199H139ZM139 200H138V201H139ZM143 200H145V199H143ZM165 200H166V199H165ZM55 201L58 202V198H57ZM81 201H82V200H81ZM131 201H132V200H131ZM100 202H101V201H100ZM143 202H148V201H143ZM143 202H142V203H143ZM159 202H160V201H159ZM85 203H86V202H85ZM101 203H102V202H101ZM138 203H140V202H138ZM142 203H141V204H142ZM54 204H55V203H54ZM96 204L98 205L99 202H97ZM114 204H115V203H114ZM144 204H145V203H144ZM21 205H22V204H21ZM52 205H53V206H52ZM97 205H96V206H97ZM131 205H133V204H131ZM134 205H135V204H134ZM147 205H148V203H147ZM94 206H95V205H94ZM141 206L143 207V205H140V206L138 207V209H136V210L138 211L139 209H141ZM82 207H83V206H82ZM82 207H81V208H82ZM91 207H92V206H91ZM135 207L137 208V206H135ZM165 207H166V206H165ZM167 207H168V206H167ZM40 208H41V207H40ZM42 208H43V207H42ZM42 208H41V209H42ZM79 208H80V206H79ZM123 208H124V207H123ZM146 208H147V207H146ZM148 208L150 209V207H148ZM179 208H180V207H179ZM34 209H35V208H34ZM133 209H135V208H133ZM143 209H145V208H143ZM172 209H173V208H172ZM182 209H183V208H182ZM21 210H22V209H21ZM27 210H28V209H27ZM44 210H45V209H44ZM51 210H52V209H51ZM100 210H101V209H100ZM136 210H135V211H136ZM146 210H147V209H146ZM169 210H170V208H169ZM173 210H174V209H173ZM1 211H2V210H1ZM25 211H26V210H25ZM48 211H49V210H48ZM125 211H126V210H125ZM131 211H133V210L131 209ZM137 211H136V213H137ZM177 211H178V210H177ZM8 212H9V211H8ZM42 212H45V211H42ZM84 212H85V211H84ZM102 212H103V210H102ZM106 212H107V211H106ZM106 212H105V213H106ZM117 212H119V211H117ZM127 212H128V211H127ZM139 212H140V211H139ZM154 212H155V211H154ZM158 212H159V211H157V213H158ZM163 212H164V211H163ZM179 212H180V210H179ZM47 213H48V212H46V214H47ZM96 213H97V211H96ZM105 213H104V215H108L107 213H106V214H105ZM121 213H122V211H121ZM121 213H120V214H121ZM134 213H135V212H134ZM136 213H135V214H136ZM82 214H83V213H82ZM82 214H81V215H82ZM84 214H87V213H84ZM94 214H95V213H94ZM97 214H98V213H97ZM116 214H117V215H120V214H118V213H116ZM123 214H124V213H122V215H123ZM135 214H134V215H135ZM139 214H140V213H138L137 215H139ZM142 214H143V212H142ZM168 214H169V213H168ZM20 215H21V216H26V215H22V213H21ZM95 215H96V214H95ZM102 215H103V213H102ZM104 215H103V216H104ZM113 215H115V214H112L113 219H114L115 217H117V216L114 217ZM126 215H127V214H126ZM137 215H136V216H137ZM143 215H144V214H143ZM51 216H52V215H51ZM67 216H68V215H67ZM103 216H102V217H103ZM163 216H164V215H163ZM81 217H83V216H81ZM102 217H101V218H102ZM104 217H106V216H104ZM132 217H133V216H132ZM150 217H151V216H150ZM62 218H63V217H62ZM133 218H134V217H133ZM140 218H141V217H140ZM26 219H27V218H26ZM80 219L82 220V218H79L78 220H80ZM135 219H136V218H135ZM135 219H134V220H135ZM149 219H150V218H149ZM173 219H174V218H173ZM33 220H34V219H33ZM78 220H76V221L74 220L75 222H74L73 224L79 222ZM83 220H84V219H83ZM128 220H129L130 222H133V221H134L132 218H129ZM132 220H133V221H132ZM136 220H138V219H136ZM141 220H142V219H141ZM150 220H151V219H150ZM23 221H24V220H23ZM58 221H59V220H58ZM129 221H127V222L129 223ZM61 222H62V221H61ZM112 222H113V220H112ZM137 222H138V221H137ZM156 222H157V221H156ZM128 223H127V224H128ZM139 223H140V222H139ZM145 223H146V222H144V224L142 223V226L145 225ZM47 224H48V223H47ZM49 224H50V223H49ZM55 224H56V223H55ZM55 224H54V226H55ZM58 224H59V223H58ZM63 224H64V223H63ZM131 224H132V223H131ZM134 224H137V223L134 222ZM134 224H133V225H134ZM153 224H154V223H153ZM60 225H61V224H60ZM79 225H80V224H79ZM79 225H78V226H79ZM38 226H39V225H38ZM63 226H64V225H63ZM72 226H73V225H72ZM72 226H71V227H72ZM140 226H141V225H140ZM140 226H138V227H130V231H129V233H128V236L130 237V235L133 234L132 231L137 232L138 230H140V229H141ZM31 227H32V226H31ZM52 227H53V226H52ZM52 227H51V228H52ZM150 227H151V226H150ZM23 228H24V227H23ZM38 228H39V227H38ZM90 228H91V227H90ZM148 228H149V227H148ZM0 229H1V228H0ZM135 229H138V230L136 231ZM31 230H32V229H31ZM34 230H35V229H34ZM147 230H148V229H147ZM21 231H22V230H21ZM21 231H19V232H21ZM45 231H46V230H45ZM119 231H120V230L118 229V232H119ZM145 231H146V230H145ZM159 231H160V230H159ZM10 232H11V231H10ZM10 232H9V234H10ZM116 232H117V230H116ZM120 232H122V230H121ZM138 232H139V231H138ZM142 232H144V231H142ZM142 232H141L140 234L143 235ZM165 232H166V231H165ZM49 233H51V232H49ZM58 233H59V232H58ZM94 233H95V232H94ZM122 233H123V232H122ZM136 234H137V233H136ZM153 234H154V233H153ZM53 235H54V234H53ZM56 235H58V234H56ZM100 235H101V234L98 233V234L94 235V236L92 237V239H91V242H93V244H95L96 247H97L98 245L100 246V243H101L100 241L102 240L101 237H100ZM113 235L115 236V235H117V234H115V232H114V234H112V232H111V234L109 233V235H107V236H108V238H111L110 236H113ZM120 235H121V233H120ZM120 235H118V236H120ZM142 235H138L137 238L139 239ZM154 235H155V234H154ZM79 236H80V235H79ZM118 236H117V237H118ZM144 236H145V235H144ZM155 236H156V235H155ZM89 237H90V236H89ZM151 237H152V235H151ZM153 237H154V236H153ZM48 238H49V237H48ZM77 238H78V237H77ZM77 238H76V239H77ZM84 238H85V237H84ZM84 238H83V240H84ZM141 238H142V237H141ZM141 238H140V239H141ZM149 238H150V237H149ZM149 238L141 239L139 245H138L136 248H132V249H130L128 252H127V251H126V252L129 253V252H131L132 250H134V251L132 252V254L134 255L135 260L137 261V260L140 258L141 254L143 253V251L146 250L145 247L147 246V244L150 245V243H147V242L149 241ZM154 238L156 239L157 237H154ZM56 239H57V238H56ZM79 239H80V237H79ZM87 239H88V238H87ZM100 239H101V240H100ZM112 239H114V242H115V243L118 242V238H114V237H113ZM125 239H126V238H125ZM125 239H124V240H125ZM43 240H44V239H43ZM85 240H86V239H85ZM85 240H84V242H87V241H85ZM122 240H123V239H122ZM122 240H121V243L124 241V240H123V241H122ZM150 240H151V239H150ZM88 241H89V240H88ZM103 241H104V240H103ZM152 241H154V240H152ZM152 241H151V244H153ZM155 241H156V240H155ZM77 242H78V241H77ZM135 242H136V241H135ZM45 243H46V242H45ZM80 244H81V243H80ZM89 244H90V243H89ZM105 245H108V244L105 243ZM39 246H40V245H39ZM30 247H31V246H30ZM88 247H89V246H88ZM104 247H105V246H104ZM28 248H29V247H28ZM28 248H27V249H28ZM67 249H68V248H67ZM106 249L112 250L113 247H109V245H108L107 248L105 247V250H106ZM123 249H124V248H123ZM123 249L121 248V250H118V253H119V251H123ZM143 249H144V250H143ZM18 251H19V250H18ZM25 251H26V250H25ZM72 251H73V250H72ZM78 251H79V250H78ZM101 251H104V249L101 250ZM63 252H64V251H63ZM104 252H105V251H104ZM123 253H124V252H123ZM123 253H122V254H123ZM127 253H126V254H127ZM33 255H34V254H33ZM61 255H62V254H61ZM34 256H35V255H34ZM34 256H33V257H34ZM95 257H96V256H95ZM30 258H31V257H30ZM97 258H98V257H97ZM97 258H96V259H97ZM21 259H22V258H21ZM92 261H93V260H92ZM250 262H252V260H251ZM93 263H94V262H93ZM259 263H260V261H259ZM91 264H92V262H91ZM252 264H253V263H252ZM255 264H257V263H255Z\"/></svg>",
  "mask_w": 264,
  "mask_h": 264
},
{
  "label": "water",
  "instance_id": "obj_3",
  "mask_svg": "<svg viewBox=\"0 0 264 264\" xmlns=\"http://www.w3.org/2000/svg\"><path fill=\"white\" fill-rule=\"evenodd\" d=\"M187 254L192 257V264H195L196 254H193L191 252H187Z\"/></svg>",
  "mask_w": 264,
  "mask_h": 264
}]
</instances>
